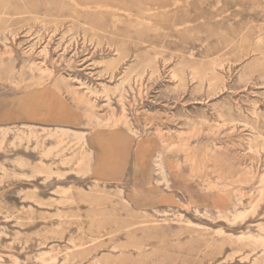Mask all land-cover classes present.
<instances>
[{"label": "rangeland", "instance_id": "1", "mask_svg": "<svg viewBox=\"0 0 264 264\" xmlns=\"http://www.w3.org/2000/svg\"><path fill=\"white\" fill-rule=\"evenodd\" d=\"M15 260L264 264V0H0Z\"/></svg>", "mask_w": 264, "mask_h": 264}, {"label": "bare ground", "instance_id": "2", "mask_svg": "<svg viewBox=\"0 0 264 264\" xmlns=\"http://www.w3.org/2000/svg\"><path fill=\"white\" fill-rule=\"evenodd\" d=\"M100 115H101V114H100ZM102 116H103V115H102ZM99 117H100V116H99ZM46 175H47V174H46ZM261 241H263V239H262ZM260 243H261V242H260ZM18 260H19V259H18ZM17 262H18V261H17ZM15 264H17V263H16V260H15Z\"/></svg>", "mask_w": 264, "mask_h": 264}]
</instances>
